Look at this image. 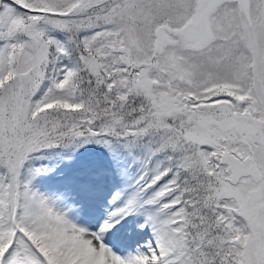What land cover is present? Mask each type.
<instances>
[{"label":"snow or ice","instance_id":"obj_1","mask_svg":"<svg viewBox=\"0 0 264 264\" xmlns=\"http://www.w3.org/2000/svg\"><path fill=\"white\" fill-rule=\"evenodd\" d=\"M0 264H264V0H0Z\"/></svg>","mask_w":264,"mask_h":264}]
</instances>
